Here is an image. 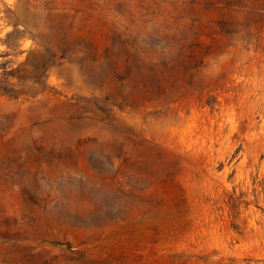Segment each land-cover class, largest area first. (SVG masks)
<instances>
[{
    "label": "rangeland",
    "instance_id": "374dc122",
    "mask_svg": "<svg viewBox=\"0 0 264 264\" xmlns=\"http://www.w3.org/2000/svg\"><path fill=\"white\" fill-rule=\"evenodd\" d=\"M0 264H264V0H0Z\"/></svg>",
    "mask_w": 264,
    "mask_h": 264
}]
</instances>
